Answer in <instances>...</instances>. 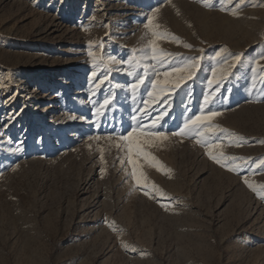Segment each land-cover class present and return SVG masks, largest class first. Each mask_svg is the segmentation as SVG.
Returning a JSON list of instances; mask_svg holds the SVG:
<instances>
[{
  "label": "rangeland",
  "instance_id": "obj_1",
  "mask_svg": "<svg viewBox=\"0 0 264 264\" xmlns=\"http://www.w3.org/2000/svg\"><path fill=\"white\" fill-rule=\"evenodd\" d=\"M153 40L179 56L162 66ZM194 57V78L145 118L154 69ZM209 110L221 115L184 129ZM165 111L167 139L146 148L164 167L138 157L161 194L136 184L118 145ZM213 144L245 159L218 164ZM262 162L264 0H0V264H264Z\"/></svg>",
  "mask_w": 264,
  "mask_h": 264
},
{
  "label": "snow or ice",
  "instance_id": "obj_2",
  "mask_svg": "<svg viewBox=\"0 0 264 264\" xmlns=\"http://www.w3.org/2000/svg\"><path fill=\"white\" fill-rule=\"evenodd\" d=\"M235 14V13H234ZM146 28H155L158 26L153 25V19L151 17L147 18V24L145 25ZM153 35H158L155 31L153 32ZM188 47H191V45H187ZM150 49H151V59H154L158 63H161V65H168L170 64L171 57L179 56V54H171V53H165L163 56L158 55V49L156 46L155 40L150 42ZM89 55H92V53H89ZM231 55V54H230ZM219 56V54H218ZM242 54H235L232 57V63H228L227 60H225V63L228 64V68L235 67L237 64L241 62ZM202 60V57H194L188 59L186 62H184L181 66L170 68L168 71L163 72V79L160 78V72L154 69V76L155 79H153L150 90L146 92V99L142 101L143 107L139 108L138 111L144 113V117L147 118L149 115H151L149 112L145 111V109L149 108L150 106L159 103V100L163 96H167L169 94V89L175 90L179 89L183 83H185L187 80H191L194 78L196 71L199 69L200 61ZM131 64L132 62L129 61ZM133 67H136L134 65ZM228 68L221 69L219 71V75H217V71L213 70L212 72V79L208 81V83L219 85L222 81H225L229 78V76L232 74ZM146 70L147 66H145V74L143 75H136L135 72L131 73L134 76V82L129 85L130 91L133 95V98L135 99V96L141 86L145 84L146 79ZM95 75V74H94ZM108 77L105 76L102 80L99 81V83L96 85L97 88L100 87L101 84L104 83L105 80H107ZM218 91V88H217ZM215 95V92L212 93L211 96H205L204 103L210 104L212 103L213 96ZM112 97L105 98L102 102L101 107L108 106L111 101ZM97 115L100 114V108L96 109ZM167 115V112H162L160 115L154 117L150 121V125L148 127H145L143 123L138 122L135 127H132L130 131H127L126 135H122L119 139L123 142L118 147L125 148L127 151V161L131 165L132 171L130 175L135 179V182L137 185H142L146 189H150V191L155 192L159 191L161 194H163V190L159 189L158 186L154 183L149 185L147 181L146 174L141 170L139 163H138V157H143L145 159L151 160L154 164L158 165L159 167H164L155 156L152 155L151 152L146 151V148L152 144H154L157 140H165L167 139L166 133L161 130H156L157 125L160 124V121L163 120L164 116ZM221 115L220 112L209 110L207 114H199L195 115L194 118H190L189 121L185 122L184 129L189 128V125H195V126H203L206 124V122H210L214 117H217ZM132 120H137V116L133 115L131 117ZM162 127V125H161ZM215 127H219L218 125ZM209 132L212 131L211 128L207 129ZM221 132H227V129L220 128ZM176 135L183 134V129L179 133H175ZM204 133H201L203 135ZM90 139H92L90 137ZM96 139H99V137H96ZM111 139V137H109ZM219 147L218 144H213L211 147H209L208 155L215 160L218 164H223L225 166H228L226 163V160H241L245 159L242 157H225L224 153L221 152L219 154L213 152V148ZM100 159L103 160V149H101V156ZM124 161L121 160V164H123ZM264 164V162H262ZM241 165L236 164L235 166H231L229 170L231 171H237L238 168H240ZM171 171L170 169L168 170ZM250 188H252L254 191H256V186L253 182H250L246 177L244 181ZM261 189H264V185H260ZM145 194H149L148 191L145 192ZM264 194V193H262ZM127 247V244L124 245Z\"/></svg>",
  "mask_w": 264,
  "mask_h": 264
},
{
  "label": "bare ground",
  "instance_id": "obj_3",
  "mask_svg": "<svg viewBox=\"0 0 264 264\" xmlns=\"http://www.w3.org/2000/svg\"><path fill=\"white\" fill-rule=\"evenodd\" d=\"M173 124H175V123H173Z\"/></svg>",
  "mask_w": 264,
  "mask_h": 264
}]
</instances>
